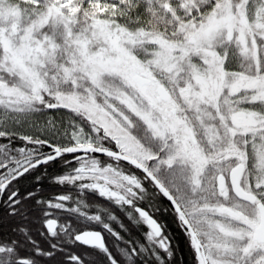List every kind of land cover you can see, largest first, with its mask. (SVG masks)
<instances>
[{
	"label": "snow or ice",
	"instance_id": "1",
	"mask_svg": "<svg viewBox=\"0 0 264 264\" xmlns=\"http://www.w3.org/2000/svg\"><path fill=\"white\" fill-rule=\"evenodd\" d=\"M0 264H264V0H0Z\"/></svg>",
	"mask_w": 264,
	"mask_h": 264
}]
</instances>
